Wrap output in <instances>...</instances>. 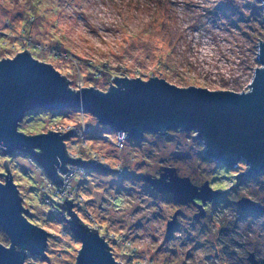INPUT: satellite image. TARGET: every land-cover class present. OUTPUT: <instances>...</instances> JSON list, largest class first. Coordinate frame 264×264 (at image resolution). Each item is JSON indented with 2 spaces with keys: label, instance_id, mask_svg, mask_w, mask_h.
<instances>
[{
  "label": "rangeland",
  "instance_id": "1",
  "mask_svg": "<svg viewBox=\"0 0 264 264\" xmlns=\"http://www.w3.org/2000/svg\"><path fill=\"white\" fill-rule=\"evenodd\" d=\"M24 1L0 0V59L28 50L64 75L72 89L105 91L114 84L112 76H156L179 87L241 92L259 66L256 42L264 34L257 38L256 32L264 33V27L256 22L252 0H160L155 8L146 0H40L44 15L27 26L20 20ZM225 1L239 4L248 20L224 13ZM71 127L82 135L65 139L67 153L105 167L76 173L71 195L50 189L52 181L26 152L0 151V172H6L5 160L27 219L49 233L46 257L28 254L23 264H75L81 244L59 212L64 195L122 264H252L250 252L264 264V212H242L235 204L246 196L264 205V171L236 178L247 165L239 161L227 168L207 158L193 131L170 130L167 137L144 133L120 146L114 131L82 110L27 111L17 129L37 134ZM161 166L175 167L196 185L207 180L220 191L202 205L204 217L193 219L195 203L179 205L142 179L157 175ZM177 208L183 212L167 232ZM0 243L8 245L2 228Z\"/></svg>",
  "mask_w": 264,
  "mask_h": 264
},
{
  "label": "water",
  "instance_id": "2",
  "mask_svg": "<svg viewBox=\"0 0 264 264\" xmlns=\"http://www.w3.org/2000/svg\"><path fill=\"white\" fill-rule=\"evenodd\" d=\"M260 3L264 15V0ZM256 59L248 90H210L204 87H179L156 76L116 77L105 91L90 87L72 89L54 67L40 62L25 49L12 58L0 59V151L10 154L22 151L29 154L52 182H62L58 170H67L73 163L84 167L105 168L79 157L68 155L65 132L47 130L24 134L17 129L27 111L35 109H76L93 115L109 130L124 133L126 138L140 140L144 133L164 134L170 130L193 131L203 148L204 156L227 168L244 162L248 169L235 174L252 177L264 171V39L256 42ZM113 78V76H112ZM0 181V228L9 244L0 243V264H23L26 256L46 257L49 233L30 222L22 197L12 180L8 165ZM142 179L156 192H169L179 205L195 203L198 211L193 219L204 217L206 201L219 196L207 180L196 185L188 176L177 174L173 166H161L157 175L145 174ZM197 200L200 202L198 203ZM59 212L70 231L80 241L75 264H122L114 259L103 236L83 224L71 209V199L64 198ZM235 204L240 211H262L264 207L246 196ZM177 208L166 222L170 232L182 213ZM248 260L255 264L254 255Z\"/></svg>",
  "mask_w": 264,
  "mask_h": 264
},
{
  "label": "trees",
  "instance_id": "3",
  "mask_svg": "<svg viewBox=\"0 0 264 264\" xmlns=\"http://www.w3.org/2000/svg\"><path fill=\"white\" fill-rule=\"evenodd\" d=\"M254 1V6H253V11L256 12V22L259 23V25H261L262 27H264V15H263V11L261 9V6H260V3L257 1V0H252ZM25 3V9H24V12L22 14H24L25 16L20 18V20L23 22V25L24 26H27V25H31V22H33L35 19H36V22H37V19L38 17L41 19V17L44 15L43 13H41V2L40 0H36L35 2H33L32 0H25L24 1ZM142 3V2H141ZM159 3H160V0H146V4L150 6V4L152 5V7H158L159 6ZM239 4L235 3V2H229V1H225L224 3H222V5L220 6L221 7V10L224 12V13H227V14H232V13H237L238 14V17H239V21L241 19V22H245L246 20H248V17L246 18H243L241 16V12H240V9H239ZM223 8V9H222ZM243 18V19H242ZM238 19V18H237ZM35 22V21H34ZM33 22V23H34ZM30 23V24H29ZM29 30L28 29V33H29ZM258 29V31L256 32V37L258 35L262 36L264 33H261L262 31ZM258 38V37H257ZM260 40V38H258V41ZM257 41V42H258ZM55 49L59 48L58 46L57 47H54ZM33 49H36L35 47H33ZM52 51L55 52V50L53 49ZM38 60V59H37ZM105 67V66H104ZM117 76H113V80L116 78ZM67 83H69V80L67 78H65ZM111 86V85H110ZM60 110V109H59ZM53 111V110H52ZM54 111H58V110H54ZM157 134V133H156ZM169 134V132H166L164 134H159L161 137H167ZM68 137H70V134L68 133ZM95 167H100L99 165L95 166ZM225 167V166H224ZM246 178H249V177H246ZM197 202H200V201H197ZM263 204V203H262ZM260 204V205H262ZM264 207V205H262ZM258 212H264V210L262 211H258ZM56 215V214H55ZM58 217V216H56ZM4 239V238H3ZM9 244V242H8Z\"/></svg>",
  "mask_w": 264,
  "mask_h": 264
},
{
  "label": "built area",
  "instance_id": "4",
  "mask_svg": "<svg viewBox=\"0 0 264 264\" xmlns=\"http://www.w3.org/2000/svg\"><path fill=\"white\" fill-rule=\"evenodd\" d=\"M70 129V128H69ZM51 130H55V131H59V132H65L66 130L68 129H57V128H52ZM71 130L72 132L70 133L71 134H74L75 136H80V134L82 135L80 129L76 128V127H71ZM86 131L87 133V129L84 130V132ZM115 135H116V138H117V144H120V146L122 145V142L126 139V136L124 133H118V132H114ZM69 156L75 158V157H79L78 154H70L68 153ZM80 158V157H79ZM82 159V158H81ZM91 161V160H89ZM94 163V162H93ZM76 166V167H75ZM73 163H67L65 165V167H67V170L65 169L64 171L62 170H58V174L60 176H62V179L60 183H56V182H51V188H54V191L57 193V194H66L68 193L69 195H71V188H72V179L74 178L75 174L76 173H79L80 172H84V170H86V167L84 166H81V165H75ZM86 173V171H85ZM49 189V191H50ZM51 197V196H50ZM64 198L66 197L67 198V195H64L63 196ZM68 199V198H67ZM64 200V199H63ZM47 202H49L47 199H46ZM85 224L89 229L90 228H94L98 231V228L95 227V226H91V225H87L86 223H83ZM99 232V231H98Z\"/></svg>",
  "mask_w": 264,
  "mask_h": 264
},
{
  "label": "flooded vegetation",
  "instance_id": "5",
  "mask_svg": "<svg viewBox=\"0 0 264 264\" xmlns=\"http://www.w3.org/2000/svg\"><path fill=\"white\" fill-rule=\"evenodd\" d=\"M158 173V172H157ZM156 175V174H155ZM2 177H4V175H2ZM199 201V200H198ZM253 253V252H252ZM253 255H254V253H253ZM255 259V264H259L260 263V261H258V259H256V258H254Z\"/></svg>",
  "mask_w": 264,
  "mask_h": 264
}]
</instances>
